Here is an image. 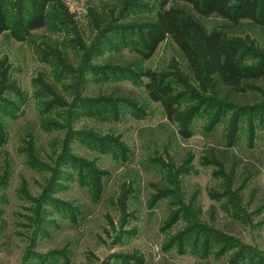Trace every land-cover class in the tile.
<instances>
[{"label": "rangeland", "instance_id": "obj_1", "mask_svg": "<svg viewBox=\"0 0 264 264\" xmlns=\"http://www.w3.org/2000/svg\"><path fill=\"white\" fill-rule=\"evenodd\" d=\"M6 2L0 264H264V79L203 94L170 36L143 59L157 0H58L23 41L37 0ZM190 13L264 67L262 27ZM146 71L169 77L174 121Z\"/></svg>", "mask_w": 264, "mask_h": 264}, {"label": "trees", "instance_id": "obj_2", "mask_svg": "<svg viewBox=\"0 0 264 264\" xmlns=\"http://www.w3.org/2000/svg\"><path fill=\"white\" fill-rule=\"evenodd\" d=\"M57 2L37 0L35 13L24 21L23 33L13 32L15 39L23 41L31 31L44 29L49 20L48 13ZM190 11L205 18L219 17L234 27L242 21H250L264 29V0H157L156 14L143 29V49H138L143 59L153 57L158 46L170 36L185 57L203 94L232 101L246 93L255 82L264 79V67H244L241 64L238 42L231 40L221 29L206 32ZM8 30V4L6 0H0V37ZM143 75L147 79L150 99L160 103L167 118L174 121L180 114L179 102L169 77L152 71ZM179 131L183 137H191L188 127Z\"/></svg>", "mask_w": 264, "mask_h": 264}]
</instances>
